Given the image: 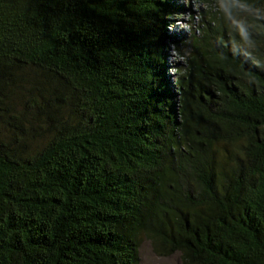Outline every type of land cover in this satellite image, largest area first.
Listing matches in <instances>:
<instances>
[{"label":"trees","instance_id":"1","mask_svg":"<svg viewBox=\"0 0 264 264\" xmlns=\"http://www.w3.org/2000/svg\"><path fill=\"white\" fill-rule=\"evenodd\" d=\"M170 1L0 0V264H264V0Z\"/></svg>","mask_w":264,"mask_h":264},{"label":"rangeland","instance_id":"2","mask_svg":"<svg viewBox=\"0 0 264 264\" xmlns=\"http://www.w3.org/2000/svg\"><path fill=\"white\" fill-rule=\"evenodd\" d=\"M174 7L166 18L168 19L167 30L170 38L166 39V64L167 73L173 79L177 71L178 64L184 63V55L189 50L187 44L192 39V32L200 34L203 16L205 15L208 4L204 0H171ZM182 38L180 51L175 40ZM183 52V53H181ZM140 264H179L178 253L171 255H159L152 249L150 241L142 238L140 244Z\"/></svg>","mask_w":264,"mask_h":264}]
</instances>
